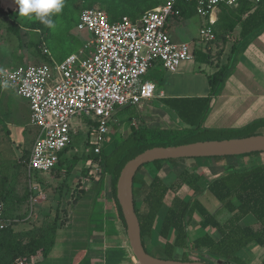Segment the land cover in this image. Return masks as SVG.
<instances>
[{"label":"trees","instance_id":"trees-1","mask_svg":"<svg viewBox=\"0 0 264 264\" xmlns=\"http://www.w3.org/2000/svg\"><path fill=\"white\" fill-rule=\"evenodd\" d=\"M164 3L165 0H65V7L62 13L53 17L56 23L54 29L46 27L39 21L19 16L18 4L16 11H0V19L9 23V18H11L10 24L6 26V29L18 37L22 29L33 35L35 34L34 36L40 35L38 37L39 40L31 39L25 45L32 50V53L41 57L43 61L48 62V56L44 55L42 51V46H45L43 44L45 43L44 41L49 44L51 40H55L58 48L62 49L68 45L67 42L69 41L68 50L74 48L73 41L75 38L71 32L74 27H77L80 20L79 17L84 10H103L108 14L110 22L115 23L121 21L124 17L137 21L143 15ZM8 5L10 9H13L10 3ZM177 7L181 11L182 18H187L193 9L196 10L195 4L186 1H181ZM221 9V15L214 26L216 43L226 42L228 37H233L232 34L237 29L240 32L236 45L233 46L229 63L218 68L210 77L212 94L228 78L239 54L244 51L253 38L264 32V0H259L258 3H254L251 0H240L238 7L222 6ZM46 46L48 47V45ZM76 51H73L68 56L75 54ZM193 54L199 62L209 63L213 61L211 52L197 49L194 50ZM180 101L184 104L181 103L175 106L174 109L183 120H192L203 109L206 115L210 109L211 101L209 98L195 101L194 105H191L190 101ZM261 123L255 122L241 130L257 128ZM202 127H204V123L198 124L194 131ZM184 132L187 133V130L135 127L126 138H123L103 158L83 153L81 156L76 154L74 158L68 159L66 158V153L70 151V148L74 150V144L69 146L61 154L58 165L51 171H63L67 174L68 179L64 182L59 194L55 195L47 206L37 211L35 210L37 212L36 217L34 216L35 211H33L31 216L25 217L26 220L19 218V221L15 222V219L6 216V198L0 197L5 206L4 217L12 221L4 229H0V264H11L19 258L36 256L39 252L42 253L44 258L51 254L56 245L59 230L63 229L67 224V218L63 217L64 215L68 216V210L66 208L63 212V203L67 202V198L70 197L72 199L75 196L72 192L75 191L72 186V171L79 163H86L89 159L95 161L102 159L103 174L100 178V184L104 185L107 176L110 178L116 216L122 234L128 241L126 224L117 200V182L122 169L130 160L148 149L178 146L174 142ZM177 161L170 160V162ZM162 162L158 161L154 164L160 169ZM137 176L134 180L135 206L141 225L142 241L147 251L146 238L151 239L156 233L164 241L165 250L170 253H173L176 249L198 250L206 253L213 261L222 264H247L239 257V253L251 243H257L264 248V164H257L250 168H235L232 166L229 167L225 175L209 182L207 190L222 205V209L226 212L225 219L211 213L200 201L199 196L204 193L198 187L200 176H194L189 171H184L172 182L165 181L157 175L152 176L150 180H141ZM186 183L193 187L195 196L189 201L175 196L171 205L167 206L162 224L158 227L160 216L167 205V196L170 192L176 195L182 185ZM78 185L80 184L78 183ZM39 186L45 187L44 184ZM138 195L141 196L139 197L141 206H138ZM77 200L74 199V201ZM68 203L70 204V201ZM196 214L202 217V227H212L218 230L222 238L215 241L206 235L191 242L188 229L193 223ZM249 215H253L257 219L260 224L258 230L251 226L242 225L243 219ZM20 223L27 225L18 229L17 226ZM172 233H175L173 240L171 239ZM183 261H191V259ZM204 262L214 264L210 260H204ZM258 264H264V259Z\"/></svg>","mask_w":264,"mask_h":264},{"label":"crops","instance_id":"crops-1","mask_svg":"<svg viewBox=\"0 0 264 264\" xmlns=\"http://www.w3.org/2000/svg\"><path fill=\"white\" fill-rule=\"evenodd\" d=\"M251 1L254 3L259 2V0ZM221 11L220 7L216 12L217 20L221 15ZM181 20L182 17L175 18V21L173 23L170 22L166 30L174 26V36L182 37L183 34L180 30L176 29L177 25H182ZM239 32L240 30L237 29L232 34L233 37H228L226 42L216 43L215 40V42L207 44L208 47L206 49L198 48L197 46L194 48V50L211 52L212 55L214 46L219 51L217 63H213V61L209 63L199 62L193 54L194 59L183 64L176 73L168 72L161 66V63H155L150 70L152 75L149 79H146L147 81L154 80L158 83L159 90L155 93V96L151 100L143 101L137 106L118 110L114 115L111 125L115 124V127L118 128V133L122 137L121 140L124 137L120 129H126V127H128L130 132L135 127H147L149 129L171 128V126H161V123L168 122L169 120L180 121L179 113L174 109L175 106L183 103L179 102V100L190 101L191 105H194L195 101L200 99H210V109L203 122L205 129L241 130L255 122H262L257 128L263 129L264 32L253 38L244 51L239 54L228 78L220 84V87L216 91L217 93L212 94L210 77L218 68L229 63L233 46L236 45L239 37ZM168 34L172 35L169 32ZM173 40L175 41L174 38ZM181 40L175 42L187 43ZM194 50L192 49L193 52ZM208 68L212 70L210 75L205 74V70ZM214 69L216 71L213 72ZM86 126H88L87 137L89 138L96 131L97 124L87 122ZM79 133H81V126L78 128L75 138L79 136ZM74 143L73 141L72 144ZM90 145L93 151L88 154L94 157L100 156L96 151L97 146L89 138L87 146ZM238 158L245 157L213 158L210 159L209 163L204 164L194 160L191 162V168L183 170H180V167H186L189 161H182V164L179 166L178 163L180 162L163 161L160 169L157 166H153V171L149 172V175L150 177L157 175L161 179L170 182L184 171H190L194 176H200L198 187L204 192L199 196L200 201L211 213L225 219L226 212L222 207L218 211L213 212L201 200V197L207 196L211 202L220 204L210 196L212 194L207 190V185L212 180L225 175L229 167L241 168L238 166ZM90 160L93 159L82 163V170H77L76 174H72V181L74 182L78 179L80 181L79 184L82 186L80 185L78 192L72 191L75 194L74 198L71 199L69 197L67 198V202H65V208L68 210L67 224L62 233L59 231L53 251L47 258H44L42 253L39 252L35 257V262L32 264H138L131 254L128 241L127 248L116 250L117 252L112 245H109L111 243V236L109 234L111 233L108 234L106 232L105 227L107 226L105 225L110 223L108 221L109 216L111 224L114 220L113 216H116L110 178L107 176L104 185H101L102 164L100 171H95V169L92 170L87 167ZM176 167H179L178 170L181 173L175 171L174 168ZM78 193L80 194L78 195ZM172 195L173 197L171 198ZM174 196L189 201L195 196V191L193 187L186 183L182 185L176 195L170 192L167 196L169 202L167 199V205L162 212L163 214L166 213L167 206L171 205ZM74 199L78 200L74 201ZM68 201H70V204ZM13 219L19 221L18 216ZM201 221L202 217L196 214L193 223L189 226L188 231L191 242L206 235L215 241L222 238L218 230L212 227H202ZM242 225L251 226L255 230L260 228V224L253 215L244 218ZM174 237L175 233H172L171 239L173 240ZM175 251H180L185 256L190 252V250L183 249H176ZM239 257L247 264H258L264 259V248L257 243H251L239 253ZM209 259L213 260L211 257Z\"/></svg>","mask_w":264,"mask_h":264},{"label":"built area","instance_id":"built-area-1","mask_svg":"<svg viewBox=\"0 0 264 264\" xmlns=\"http://www.w3.org/2000/svg\"><path fill=\"white\" fill-rule=\"evenodd\" d=\"M181 1L195 4L197 13L208 17L209 26L203 27L200 35L209 44L216 40L217 10L238 7L240 0H165L137 21L124 17L116 23H111L103 10L86 9L77 29L91 34L85 44V50L92 49L88 57L72 54L58 64L28 63L0 69L1 86L14 88L28 101L31 125L38 128L26 160L29 174L50 173L58 165L77 135L79 126L74 120L78 117L97 124L94 144L99 153L115 113L155 96V83L144 80L155 63L176 73L194 59L190 45L175 42L166 31L171 19L181 18L177 7ZM43 53L51 55L47 48ZM88 164L89 169H101V161L90 160ZM32 189L39 191L38 187ZM4 207L0 200V229L12 222L4 217ZM35 257L19 258L11 264H32Z\"/></svg>","mask_w":264,"mask_h":264},{"label":"rangeland","instance_id":"rangeland-1","mask_svg":"<svg viewBox=\"0 0 264 264\" xmlns=\"http://www.w3.org/2000/svg\"><path fill=\"white\" fill-rule=\"evenodd\" d=\"M9 3L13 9L9 8ZM6 9L16 11L18 9V5L14 0H0V11L8 12L9 10L6 11ZM10 19L11 18H9V23L3 22L2 19H0V69L18 67L28 63L43 62L50 65L53 63L58 64L61 63L70 53L76 51L77 49L78 50L75 52V54L82 55L83 58L88 57L92 51V49L85 50V44L91 40V34L87 31L80 32L78 31L77 27H74L73 31L71 32L75 38L73 41L74 48L70 50H68V46H70L69 41L67 42L68 45L63 47L65 50L60 47L58 48L57 42L55 40H51L49 44H47V41H44L45 43L43 44L45 46H42V51L44 52L45 48H47L51 54L47 57L48 62H45L41 57L32 53V50H30V48L25 45L31 39L39 40L38 37H40V35L34 36L35 34L33 35L28 33L27 30L22 29L20 36L18 37L16 34L6 29V26L10 24ZM174 21L175 19L173 18L170 22L173 23ZM181 23L182 25H177L176 29L180 30V32L183 34L182 37L174 36V26L171 27V29L166 30L172 34V39L174 38L175 41H180V39L186 41L193 50L196 46L198 48L205 49L208 47L207 43L202 41L200 35V30L203 27L209 26L208 17L199 15L197 11L193 9L187 18H182ZM46 45H48L49 48ZM218 52L219 51H217L213 46V63H217L219 58ZM214 71H216V69H214L213 72ZM211 72L212 70L210 68L205 70L206 75H210ZM151 75L152 73L149 71L144 77V80L147 78L149 79ZM151 81L155 83L157 92L159 90L158 83L154 80ZM215 93L217 92L215 91ZM30 115L31 112L28 101L18 95L14 88H3L0 83V197L6 198L5 214L7 217L12 219L18 216L20 219L26 220L25 217L31 216L33 211H37L38 209L47 206V204L53 200L52 198L59 194L62 187L64 186V182H66L68 179L67 174L63 171H55L50 173L33 172L29 174L25 161L28 159L32 150V146L38 136V128L31 125ZM206 115L203 109L201 113L192 120H183L181 118L180 121L177 120V122L174 120H169L168 122L165 121L164 123H161V126H171V128L187 130V133L184 132L183 135H180L179 138L174 142V144L178 146L203 141L231 140L250 137L253 135H264V128H252L246 130H215L205 129L202 127L201 129L194 131V128L198 124L203 123ZM74 121L78 122V126H81V133H79V136L74 139V150H71L70 148V151L66 153V158L68 159L74 158L76 154L81 156L83 153H92L93 148L91 145L87 146V142L89 138L93 143L96 140L95 132H93L89 138L87 137L88 126H86L87 121H85L84 118L78 117ZM115 126V124L111 125L110 133L108 135V140L105 143L104 150L99 152L101 158L108 155L110 150L123 140H121V134L118 133V128ZM120 132L124 138L130 134L128 127H126V129H120ZM242 157L245 158H238L237 160L239 163L238 166L241 168H250L257 164H264V153H254ZM101 158L100 161L102 162ZM210 159L213 158L182 159L178 160L177 162H180L178 163L179 166L182 164V161H189L186 167H180V170H183L185 168H191V162L194 160L198 163L204 164L209 163ZM81 164L82 163H79L78 166L75 167V170L72 171V174H76L77 170H82ZM153 166H155L154 163L148 164L141 168L137 177L141 180H150L151 177L149 172L153 171ZM174 169L177 173H181V171L178 170L179 167ZM79 182L80 181L77 179L72 185L76 192L79 191V187L81 185H78ZM40 184H44L45 187L42 188L39 186ZM32 186L38 187L39 191L36 189L33 190ZM32 196L34 197L33 201ZM210 196L213 197L212 195ZM139 197L141 196L138 195V206H141ZM172 197L173 195L171 198ZM213 199L216 200L214 197ZM201 200H203L213 212L218 211V209L222 207L221 204L211 202L207 196H202ZM65 209V203H63V212ZM36 211L34 214L35 217L37 214ZM164 215L165 213H162L160 216L161 218L159 219L158 227L161 226ZM67 217L64 215L63 218ZM110 219L111 218L109 216L108 221L110 223L105 225L107 226L105 227L107 230L106 232L108 234L111 233L109 234L111 236V243H109V245H112L115 248V251L121 250L122 248H127V241L122 234L116 216H113L114 220L112 224ZM26 225L27 224L25 223H20L18 224L17 228L20 229ZM63 230L64 228L59 231L62 233ZM163 244L164 241L160 239L157 233L151 239L146 238L147 249L154 257L181 261L186 259H191V261L210 260L206 253L200 252L198 250L190 251L186 256L180 253V251H174L173 253H170L165 250ZM210 261H212L214 264H222L213 260Z\"/></svg>","mask_w":264,"mask_h":264},{"label":"water","instance_id":"water-1","mask_svg":"<svg viewBox=\"0 0 264 264\" xmlns=\"http://www.w3.org/2000/svg\"><path fill=\"white\" fill-rule=\"evenodd\" d=\"M264 153V135L245 138L203 141L186 145L155 147L130 160L117 182V200L126 224V234L132 255L138 264H210L204 261H181L152 256L145 248L141 225L136 213L134 180L141 168L158 161L199 158H226Z\"/></svg>","mask_w":264,"mask_h":264},{"label":"clouds","instance_id":"clouds-1","mask_svg":"<svg viewBox=\"0 0 264 264\" xmlns=\"http://www.w3.org/2000/svg\"><path fill=\"white\" fill-rule=\"evenodd\" d=\"M19 5V16L39 21L46 27L54 29V16L62 13L65 0H15Z\"/></svg>","mask_w":264,"mask_h":264}]
</instances>
